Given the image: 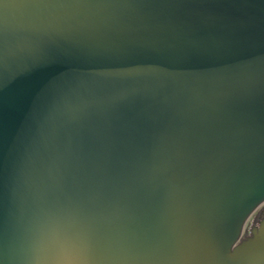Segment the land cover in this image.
<instances>
[{
    "label": "water",
    "instance_id": "1",
    "mask_svg": "<svg viewBox=\"0 0 264 264\" xmlns=\"http://www.w3.org/2000/svg\"><path fill=\"white\" fill-rule=\"evenodd\" d=\"M263 204L264 0H0V264H264Z\"/></svg>",
    "mask_w": 264,
    "mask_h": 264
},
{
    "label": "flooded vegetation",
    "instance_id": "2",
    "mask_svg": "<svg viewBox=\"0 0 264 264\" xmlns=\"http://www.w3.org/2000/svg\"><path fill=\"white\" fill-rule=\"evenodd\" d=\"M255 211H256V214L253 216V221L250 224L249 228L244 232V236L249 235L253 226L257 225L258 223L264 220V204L260 206L258 209H256Z\"/></svg>",
    "mask_w": 264,
    "mask_h": 264
},
{
    "label": "rangeland",
    "instance_id": "3",
    "mask_svg": "<svg viewBox=\"0 0 264 264\" xmlns=\"http://www.w3.org/2000/svg\"><path fill=\"white\" fill-rule=\"evenodd\" d=\"M252 221H253V219H252Z\"/></svg>",
    "mask_w": 264,
    "mask_h": 264
}]
</instances>
